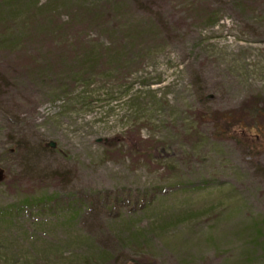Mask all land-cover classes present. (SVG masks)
I'll use <instances>...</instances> for the list:
<instances>
[{"label": "rangeland", "instance_id": "1", "mask_svg": "<svg viewBox=\"0 0 264 264\" xmlns=\"http://www.w3.org/2000/svg\"><path fill=\"white\" fill-rule=\"evenodd\" d=\"M251 107L264 0H0V264H264Z\"/></svg>", "mask_w": 264, "mask_h": 264}, {"label": "trees", "instance_id": "2", "mask_svg": "<svg viewBox=\"0 0 264 264\" xmlns=\"http://www.w3.org/2000/svg\"><path fill=\"white\" fill-rule=\"evenodd\" d=\"M261 111L262 112L258 111L257 108H255V107H251L249 109H243L242 108L238 112H226V113L217 114V118H216V120H214V123H215V125H218V127L221 129V130H218V135L220 137H226V138L231 137V138L236 139L235 131L230 133L232 129H236L235 125L238 124V125L242 126V124H245L246 123V119H245L246 116L248 117L249 120H252V123H256V118H259V117H263L262 121L264 122V110L261 109ZM248 114H250V115H248ZM233 127H235V128H233ZM242 129L244 130L243 127H242ZM250 130H251V128H250ZM249 146L250 145L248 144V147Z\"/></svg>", "mask_w": 264, "mask_h": 264}, {"label": "water", "instance_id": "3", "mask_svg": "<svg viewBox=\"0 0 264 264\" xmlns=\"http://www.w3.org/2000/svg\"><path fill=\"white\" fill-rule=\"evenodd\" d=\"M47 146L54 148L55 143L50 141V142H48ZM5 179H6V175L4 174V170L2 168H0V182L4 181Z\"/></svg>", "mask_w": 264, "mask_h": 264}]
</instances>
